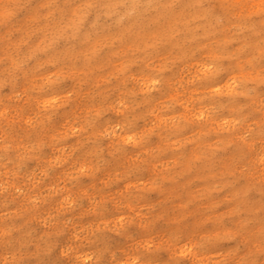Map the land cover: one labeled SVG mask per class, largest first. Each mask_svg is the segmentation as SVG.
I'll return each mask as SVG.
<instances>
[{
  "label": "rangeland",
  "instance_id": "374dc122",
  "mask_svg": "<svg viewBox=\"0 0 264 264\" xmlns=\"http://www.w3.org/2000/svg\"><path fill=\"white\" fill-rule=\"evenodd\" d=\"M0 264H264V0H0Z\"/></svg>",
  "mask_w": 264,
  "mask_h": 264
}]
</instances>
